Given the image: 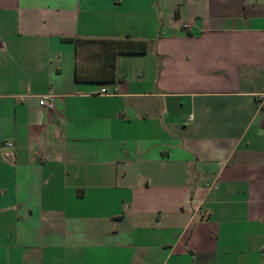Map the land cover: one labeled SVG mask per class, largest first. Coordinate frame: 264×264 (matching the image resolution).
<instances>
[{
	"label": "crops",
	"instance_id": "1",
	"mask_svg": "<svg viewBox=\"0 0 264 264\" xmlns=\"http://www.w3.org/2000/svg\"><path fill=\"white\" fill-rule=\"evenodd\" d=\"M0 264H264V0H0Z\"/></svg>",
	"mask_w": 264,
	"mask_h": 264
},
{
	"label": "trees",
	"instance_id": "2",
	"mask_svg": "<svg viewBox=\"0 0 264 264\" xmlns=\"http://www.w3.org/2000/svg\"><path fill=\"white\" fill-rule=\"evenodd\" d=\"M104 48L105 60L107 64L103 63L101 72L105 76L104 80L116 79V54L118 52H145L147 50V42L144 40L132 39H102L98 40ZM78 43V40H76ZM112 53V64L109 61L110 54Z\"/></svg>",
	"mask_w": 264,
	"mask_h": 264
},
{
	"label": "built area",
	"instance_id": "3",
	"mask_svg": "<svg viewBox=\"0 0 264 264\" xmlns=\"http://www.w3.org/2000/svg\"><path fill=\"white\" fill-rule=\"evenodd\" d=\"M104 91H105L104 89L101 90L102 93ZM40 103L46 108H51L53 105L52 96H46V97L41 98Z\"/></svg>",
	"mask_w": 264,
	"mask_h": 264
}]
</instances>
